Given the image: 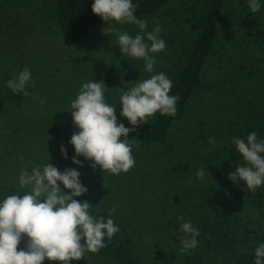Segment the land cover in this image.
Returning <instances> with one entry per match:
<instances>
[{
    "label": "trees",
    "instance_id": "16d2710c",
    "mask_svg": "<svg viewBox=\"0 0 264 264\" xmlns=\"http://www.w3.org/2000/svg\"><path fill=\"white\" fill-rule=\"evenodd\" d=\"M175 1L132 0L135 15L144 20L152 19ZM93 2L51 0L52 18L65 37L80 42L95 30L117 23L105 22L95 15ZM261 4L263 9L264 0ZM200 9L189 33V46L183 48L171 78L170 95L180 97L177 114L156 113L144 124V131L132 138L139 142L133 141L132 148L134 167L142 178L139 186L137 181L128 186H137L135 190L139 192L128 203L126 212L116 204V212L110 215L113 206L91 204V215L113 219L120 231L110 241L105 240L106 247L99 253H86L85 258L69 264H142V253H136L135 241L148 239L152 229L163 235L157 242V261L170 264L166 261L167 251L173 255L170 259L175 258V247L178 249L185 235L180 231L178 216H183L184 222L191 221L200 233L198 246L185 255L184 264H254L255 246L264 242V185L252 191L243 181L234 184L228 176L244 164L232 143L233 137L246 140L250 132L256 131L258 139H264V17L259 11L255 15L248 12L250 22L243 25V15L234 12L226 28L225 14L233 10L223 0H202ZM249 45L257 46L259 52L245 50ZM0 68L4 70L0 102L13 103V131L18 134L14 139L27 134L23 143L30 147L31 141L41 145L38 155L30 161L29 172L35 165L62 163L57 150L59 140L64 129L72 136L75 128L69 108L73 90L60 91L55 86L60 98L48 105L44 102L43 114L18 120L25 97L2 87L11 79V72L2 63ZM50 73L46 71L47 82L48 76L55 74L51 69ZM34 89L39 91L36 86ZM46 132L50 134L48 138ZM210 137L214 144L209 143ZM63 139L67 142L68 135ZM152 152L155 162L150 158ZM53 155L58 157L54 159ZM201 167L206 174L204 182L196 176ZM1 185L0 201L7 195ZM246 210L249 214H242ZM131 221H137V226ZM143 224L149 229L145 236L140 231ZM24 245L25 241H21L18 250ZM43 264L60 262L45 259Z\"/></svg>",
    "mask_w": 264,
    "mask_h": 264
},
{
    "label": "clouds",
    "instance_id": "9594fccd",
    "mask_svg": "<svg viewBox=\"0 0 264 264\" xmlns=\"http://www.w3.org/2000/svg\"><path fill=\"white\" fill-rule=\"evenodd\" d=\"M248 7L252 13L261 10V0H249ZM92 12L102 18L118 23L138 25L144 35L135 37L116 27L104 30L105 34L116 33L122 54L144 61L145 71L155 72L157 63L153 53L165 50L166 42L160 38L162 27L158 20L155 27L146 32L147 21L135 15L136 5L132 0H94ZM31 70L25 67L14 78L6 82L14 94L32 96L27 89L34 85ZM173 83L164 73L152 75L137 82L131 87L118 89L120 92V115L127 118L133 127H125L118 122L117 108L105 100L103 81L85 82L80 87L76 98L71 102V116L75 131L68 141L74 146L75 155L72 163L83 167L78 157L91 161L94 170L99 167L103 172L114 175L127 173L136 161L132 155L130 132L136 127L148 123V119L156 113L166 116L177 114L178 95H170ZM43 106L44 101L33 96ZM124 137L123 140L120 138ZM214 144V138H209ZM232 143L243 157L244 164L235 167L228 178L234 184L241 181L249 190L255 191L264 185V139H258L256 131L247 135L246 140L233 137ZM64 159H68L65 146L60 145ZM23 160V157H20ZM205 170L201 167L196 176L205 180ZM81 173L75 168H65L63 172L47 162L35 165L31 171L21 170L19 185L28 187L29 191L7 195L0 201V264H43L45 259L60 264L85 258L86 253H99L106 247L105 240H111L120 231L111 218L96 217L90 214L92 205L87 201H79V197L88 189L80 181ZM59 182V183H58ZM63 185V190L60 185ZM69 190L70 193L69 194ZM116 212L113 206L110 215ZM180 231L185 235L180 239L181 253H188L198 246L200 235L191 221L184 222L178 216ZM25 241L23 248H19ZM254 264H264V242L255 246Z\"/></svg>",
    "mask_w": 264,
    "mask_h": 264
},
{
    "label": "rangeland",
    "instance_id": "374dc122",
    "mask_svg": "<svg viewBox=\"0 0 264 264\" xmlns=\"http://www.w3.org/2000/svg\"><path fill=\"white\" fill-rule=\"evenodd\" d=\"M200 2L198 4V0H177L162 9L152 19L146 20L148 25L146 32L153 30L155 20L159 21L162 27L159 36L166 42L164 51L152 54L156 57L157 63L155 72L148 73L145 71L142 59L138 60L121 53L116 33H104V30L107 31L114 26L120 31L128 32L133 37L137 34L144 35L145 33L141 32L136 24L117 22L114 25L95 30L83 41L75 42L65 37L55 25L52 18L51 0H0V63L7 67L9 73L11 72L9 74L11 79L25 67L30 68L32 79L35 81V84L29 87L31 90L27 89L32 93V96H24L27 101L22 100L23 107L16 118L19 120L24 116L43 114L44 104L41 106L38 101L33 100V96L38 97L48 105L60 98L55 88L57 86L60 91L72 89L74 95L72 94L70 99L74 100L83 83L96 80L103 81L107 87L105 100L117 108L115 114L118 122H122L125 127H133L127 118L120 115L121 104L118 89L131 88L137 80L142 81L160 72H164L170 79L174 76V70L179 66V60L182 56L181 52L184 50L183 48L189 46V33L196 21L198 11H201L202 0ZM223 2L224 4L227 3V7L233 10L225 14L226 28L234 19V12L243 15L244 19L240 20L243 25L250 22L246 16V13L251 12L248 7L249 0H223ZM190 6L195 9L196 14L193 13ZM261 10L259 12L264 17V8ZM252 15L255 14L252 13ZM242 36L244 35L242 34ZM245 47V50L252 48V51L259 52L255 45ZM50 69L55 74L49 75V82H47L46 71L51 74ZM2 72L4 70L0 68V78ZM35 86L39 88V91L34 89ZM2 87L6 88V85H2ZM66 99L67 96H65L64 101ZM30 100L32 101L28 102ZM69 108L71 109V102H69ZM72 130L78 131L76 128ZM63 131L64 134L61 136L57 147L62 163L57 162L53 165L61 172L65 168H75L81 173L80 181L88 191L75 198L96 206L106 205L108 207L117 204L118 209L126 212L128 206L130 207L128 203L139 192L135 190L137 186L132 189L128 184L137 181L139 186V179L142 178L140 172L135 167L127 173L122 172L119 175L103 172L99 167L94 170L90 167L92 162L85 160L82 156L78 159L82 162L83 167L73 164L72 157L75 155V149L73 145L68 143L71 135L67 130L64 129ZM143 131L144 124L139 125L136 127V131L129 133L128 139L131 141L134 134L140 135ZM65 134L68 135L67 142L63 139ZM49 136L50 134L46 132L45 137L48 138ZM16 137L18 134L13 131V103L4 104L0 102V184L6 190L5 195H9L8 191H13V194L22 196L30 188L20 187V172L21 170H30V161L38 155L41 145L31 141L32 147H30L23 143L24 137L19 140L14 139ZM120 139L123 140L124 137ZM61 144L67 150L68 159H64L60 152ZM133 150L134 148H132V155ZM20 157H23L22 163H18V160H21ZM57 157L58 155L54 156V159ZM150 158L154 160L153 152ZM60 187L63 190L62 184ZM69 194H71L70 190ZM249 208H251L250 205ZM254 210V217L257 218L256 209ZM245 213L249 214V211L242 212V214ZM137 223V221H131L134 226H137L135 225ZM260 223L262 224V222ZM143 226L145 224L140 229L141 236L148 234L149 230ZM161 227L162 225H160ZM149 235L148 239H144L148 237L146 236L143 238L144 240L135 241L136 253H142V264H163V262L157 261L155 255L157 242L163 238V235L156 229H152V234ZM180 248L181 244L178 249L175 247L176 253L174 254L176 257L171 259L170 257L173 255L167 251L169 253V259H166L168 263L184 264L187 253H181Z\"/></svg>",
    "mask_w": 264,
    "mask_h": 264
}]
</instances>
